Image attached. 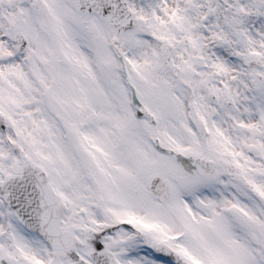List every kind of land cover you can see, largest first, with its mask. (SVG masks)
<instances>
[{"label": "snow or ice", "instance_id": "1", "mask_svg": "<svg viewBox=\"0 0 264 264\" xmlns=\"http://www.w3.org/2000/svg\"><path fill=\"white\" fill-rule=\"evenodd\" d=\"M0 264H264V0H0Z\"/></svg>", "mask_w": 264, "mask_h": 264}]
</instances>
